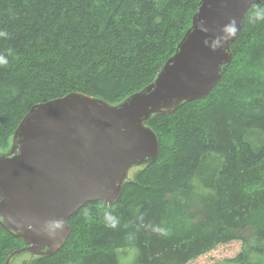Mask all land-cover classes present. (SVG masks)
Listing matches in <instances>:
<instances>
[{
  "label": "trees",
  "instance_id": "1",
  "mask_svg": "<svg viewBox=\"0 0 264 264\" xmlns=\"http://www.w3.org/2000/svg\"><path fill=\"white\" fill-rule=\"evenodd\" d=\"M200 0H0V146L30 108L79 92L117 104L154 81ZM244 16L233 59L203 98L155 114L159 151L114 204L89 202L54 254L30 264H188L241 241L264 264V20ZM105 212L119 221L109 227ZM157 229L163 230L157 231ZM25 246L0 226V264ZM22 264H28L23 262Z\"/></svg>",
  "mask_w": 264,
  "mask_h": 264
},
{
  "label": "water",
  "instance_id": "2",
  "mask_svg": "<svg viewBox=\"0 0 264 264\" xmlns=\"http://www.w3.org/2000/svg\"><path fill=\"white\" fill-rule=\"evenodd\" d=\"M255 4L264 0H200L154 81L119 104L73 92L30 108L9 151L0 154V226L25 243L5 264L27 252L54 254L71 232L73 214L89 202L118 201L127 171L158 155L159 139L145 122L213 89ZM233 21L237 31L230 36Z\"/></svg>",
  "mask_w": 264,
  "mask_h": 264
},
{
  "label": "rangeland",
  "instance_id": "3",
  "mask_svg": "<svg viewBox=\"0 0 264 264\" xmlns=\"http://www.w3.org/2000/svg\"><path fill=\"white\" fill-rule=\"evenodd\" d=\"M100 99H102V98H100ZM103 100H105V99H103ZM105 101H107V100H105ZM107 102L109 104L116 105V104L110 103L109 101H107ZM117 104H119V103H117ZM152 117H153V115L149 119H151ZM146 122H145V124H146ZM146 126L149 127L151 130H153L155 132V130L153 128H151L149 125L146 124ZM156 135H157V133H156ZM12 138H11V140H10V142H9L7 147L0 146V154L6 153V152L9 151V149H10V147L12 145ZM145 165H135V166L131 167L127 171L126 181H128L130 179H133L135 177L136 173L140 169L145 167ZM242 249H243L242 242L241 241H234V242H232L230 244H227V245L218 246L216 249L201 255L200 257H198L197 259L193 260L192 262H190L188 264H232V263H229L227 261L231 260L235 256H237L241 252ZM33 257H36V255H33L30 252H27V253H24V254H20V255L16 256L13 259L11 264H22L23 262H28V264H30L31 263V259ZM132 259H133V254H132V256L130 254L126 258L125 262L121 261V264H130Z\"/></svg>",
  "mask_w": 264,
  "mask_h": 264
},
{
  "label": "clouds",
  "instance_id": "4",
  "mask_svg": "<svg viewBox=\"0 0 264 264\" xmlns=\"http://www.w3.org/2000/svg\"><path fill=\"white\" fill-rule=\"evenodd\" d=\"M256 20H264V10H259L253 13L251 17V22L255 23ZM229 35L234 36L236 34L235 22L233 21L232 26L229 28ZM0 35L7 36V32H0ZM7 61L4 60L3 57H0V65H6ZM105 221L109 227H117L119 221L116 217H114L110 212H105ZM62 226V224L57 225ZM157 231L163 232V230L157 229Z\"/></svg>",
  "mask_w": 264,
  "mask_h": 264
},
{
  "label": "bare ground",
  "instance_id": "5",
  "mask_svg": "<svg viewBox=\"0 0 264 264\" xmlns=\"http://www.w3.org/2000/svg\"><path fill=\"white\" fill-rule=\"evenodd\" d=\"M6 263V262H5Z\"/></svg>",
  "mask_w": 264,
  "mask_h": 264
}]
</instances>
